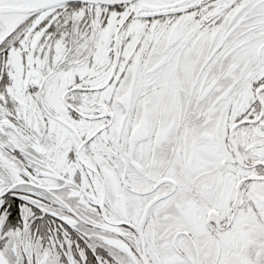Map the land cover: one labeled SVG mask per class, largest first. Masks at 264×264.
<instances>
[{"label": "snow or ice", "instance_id": "1", "mask_svg": "<svg viewBox=\"0 0 264 264\" xmlns=\"http://www.w3.org/2000/svg\"><path fill=\"white\" fill-rule=\"evenodd\" d=\"M0 264H264V0H0Z\"/></svg>", "mask_w": 264, "mask_h": 264}]
</instances>
